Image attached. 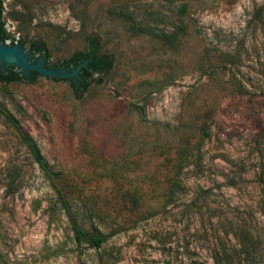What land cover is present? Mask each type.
I'll use <instances>...</instances> for the list:
<instances>
[{"label":"rangeland","instance_id":"374dc122","mask_svg":"<svg viewBox=\"0 0 264 264\" xmlns=\"http://www.w3.org/2000/svg\"><path fill=\"white\" fill-rule=\"evenodd\" d=\"M1 2L13 43L112 64L0 86L49 175L0 114V264H264V0Z\"/></svg>","mask_w":264,"mask_h":264},{"label":"trees","instance_id":"16d2710c","mask_svg":"<svg viewBox=\"0 0 264 264\" xmlns=\"http://www.w3.org/2000/svg\"><path fill=\"white\" fill-rule=\"evenodd\" d=\"M5 40H10V44L13 43L12 41L13 39L10 33L5 30V28L3 27V23H1L0 24V41L4 43ZM18 42L20 43L21 46H24V41L22 39H20ZM26 48L33 54L42 55L43 58L49 59V55L44 50L43 46L39 44L38 42L31 41ZM91 50H93V52L97 55V57L104 64L103 66L97 67L95 73L97 74L106 73L112 64V58L110 54L102 53L99 51L98 41L95 36L87 37L86 42H85V47L83 49L74 51L68 58L58 63L50 62L49 65L53 66L54 68L62 65L64 66L66 70H70L71 68L76 66L78 63L82 62V59ZM18 81H27V80L18 70H15L8 78L0 80V86L10 83V82H18ZM68 85L71 88V90L77 94V92L72 87V85L69 83ZM86 90L87 88L81 93L85 92ZM0 114L4 117L7 123L11 125L18 139L24 145L26 151L30 155L33 162L36 163V165L39 167V169L42 171L44 175L49 176L47 168H46V163L35 141L31 137V135L21 126L18 120L10 112H8V110L3 106L1 102H0ZM57 194H58L64 215L68 220L74 243L77 246L86 245L89 248L97 249L100 246V244L105 240L106 236L102 232L96 229L90 230V229L83 227L75 218L74 214L72 213L69 205L66 203L62 194L59 191H57Z\"/></svg>","mask_w":264,"mask_h":264},{"label":"water","instance_id":"95a60500","mask_svg":"<svg viewBox=\"0 0 264 264\" xmlns=\"http://www.w3.org/2000/svg\"><path fill=\"white\" fill-rule=\"evenodd\" d=\"M1 23H3V3L0 0ZM49 63L50 59L43 58L42 55L35 58L25 46L19 43L7 44L0 41V80L8 78L15 70H18L31 85L38 75L69 83L77 94H80L93 81L96 68L104 65L93 50L70 70L64 67L54 68ZM96 79L99 77L96 76ZM113 93L118 95L116 91Z\"/></svg>","mask_w":264,"mask_h":264},{"label":"flooded vegetation","instance_id":"af4514ba","mask_svg":"<svg viewBox=\"0 0 264 264\" xmlns=\"http://www.w3.org/2000/svg\"><path fill=\"white\" fill-rule=\"evenodd\" d=\"M57 67H64V66L60 65V66H57Z\"/></svg>","mask_w":264,"mask_h":264}]
</instances>
